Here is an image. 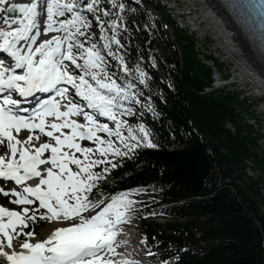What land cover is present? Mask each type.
Listing matches in <instances>:
<instances>
[{
  "label": "snow or ice",
  "instance_id": "snow-or-ice-1",
  "mask_svg": "<svg viewBox=\"0 0 264 264\" xmlns=\"http://www.w3.org/2000/svg\"><path fill=\"white\" fill-rule=\"evenodd\" d=\"M108 3L119 13L135 11L118 0ZM102 5L103 0H46L45 9V0H0L4 13L0 17V146L7 149L0 154V182L20 186L19 190L0 186V193L15 197L11 202L22 206L17 211L0 205V264H139L117 258L121 254L116 248L127 243L118 240L123 225L140 215L139 202L130 193L147 189L112 193L105 187L124 158L141 147L158 146L143 122L144 112L137 116L134 106L156 113L150 102L140 99L142 93L132 78L135 72L139 84L147 86V72L138 64L129 68L124 56L113 50V45L123 47L117 21L111 19L116 13ZM258 7L264 17V0ZM13 10L20 15L9 17ZM89 14L99 29L98 38ZM41 35L48 38L38 40ZM106 57L126 73L120 82ZM37 92L54 95L39 99L34 108L21 109L16 97H34ZM80 116L83 123L77 119ZM129 116L136 123L125 119ZM24 130L28 135L18 139ZM41 134L55 143L36 146ZM83 140L93 142L95 148L83 146ZM48 223L56 226L46 238H38L36 225L43 231Z\"/></svg>",
  "mask_w": 264,
  "mask_h": 264
},
{
  "label": "trees",
  "instance_id": "trees-1",
  "mask_svg": "<svg viewBox=\"0 0 264 264\" xmlns=\"http://www.w3.org/2000/svg\"><path fill=\"white\" fill-rule=\"evenodd\" d=\"M118 2L135 11L119 13L103 0L102 6L116 13L111 19L117 21V38L123 45H113V50L124 56L129 68L138 64L148 74L147 86L139 84L135 72L132 78L142 93L140 99L150 102L156 115L140 105L134 110L137 116L144 112L143 122L158 146L141 147L131 158H124L110 174L111 184L105 191L147 189L143 192L151 198L130 197L139 202L136 207L146 242L163 260L169 256L168 247L176 246L182 252L174 264H264V195L260 192L264 155L258 151L257 131L245 117L254 116L253 110L236 94H200L210 80V70L196 59L191 39L175 30L182 47L178 68L173 52L165 58L157 53L164 36L155 17L140 4ZM118 15L125 19L118 20ZM89 18L98 38L99 29L90 14ZM163 18L170 21L167 15ZM133 23L139 25L137 33L128 27ZM106 59L120 82L126 73L119 71L112 57ZM125 119L136 123L135 117ZM249 163L261 173L248 174ZM160 204L170 205L161 209ZM154 210L170 220L165 227L148 219ZM205 248L202 256L191 253Z\"/></svg>",
  "mask_w": 264,
  "mask_h": 264
},
{
  "label": "bare ground",
  "instance_id": "bare-ground-1",
  "mask_svg": "<svg viewBox=\"0 0 264 264\" xmlns=\"http://www.w3.org/2000/svg\"><path fill=\"white\" fill-rule=\"evenodd\" d=\"M203 1L201 12L197 18L206 22V25L220 38L223 47L235 59L238 71L236 77L243 83H251L257 92H264V68L258 60L255 51L242 37L241 30L233 23L231 17L216 0H189ZM1 16V15H0ZM44 238V236H42Z\"/></svg>",
  "mask_w": 264,
  "mask_h": 264
},
{
  "label": "rangeland",
  "instance_id": "rangeland-1",
  "mask_svg": "<svg viewBox=\"0 0 264 264\" xmlns=\"http://www.w3.org/2000/svg\"><path fill=\"white\" fill-rule=\"evenodd\" d=\"M182 1H184V0H182ZM185 4L186 5H189L190 7H193V4L189 0H185ZM199 9H200V7H198V10ZM153 11L156 12V10H153ZM198 21H201V20H198ZM200 28L203 29L204 32H205V30L208 31L207 34L209 33L210 36H208V39L209 40L206 41V44L209 46V50L211 52H213L215 56H219L221 59H224V57L229 56L227 52H226L227 53L226 55H224V56L221 55V53L224 52L223 47L220 44L219 39L216 38L217 36L205 24L204 21H203V23H202V25H201ZM164 33L166 35H168L169 38H170L171 34H173V32H172V30L170 28L168 30H166ZM211 36L212 37H215L214 41L210 40V38L212 39ZM218 47H220V50L218 49V51H215V50H217ZM167 52H172V49L168 46V44L166 42H162L159 45V47H158V53L160 54V56L166 57ZM230 60H233V59H230ZM232 64L235 65L234 62ZM254 92H255V89H253L251 87V85H250L249 86V90L244 95H248V94L254 95V94H257V92L256 93H254ZM250 101H254V103H256V105L254 107H252L253 109H256L258 111V112H256V114H260L261 113V115L258 116L257 120H254V121L253 120H249V121L254 125V128L257 129L258 132H259L258 139H257L258 151H259V153H261L262 155H264V98H254V97L252 98L251 97L250 98ZM226 126L230 127L228 124H226ZM81 158H82V156H81ZM252 167H253V164L252 163H249V167L247 168V172L250 175L257 176L259 173H261V171L259 169H257V168L252 169ZM263 181H264V174H263ZM260 192H261V194L264 195V187H261ZM132 195H134L135 197H138V198H145V197H147L146 195L137 194V193H132ZM8 205L12 206V203L10 202V203H8ZM20 210H21V208H19V211ZM150 220L156 221V222H160V223H163L164 222V219L161 218V217H159V216L150 217ZM137 224H139V223L137 222ZM54 226H56L54 223H48V224L44 225V230L43 231H40V228L37 229V237L38 238H42V236L45 235L46 233H48L50 231V229L53 228ZM140 227H142V226H140ZM25 230L27 231V228H25Z\"/></svg>",
  "mask_w": 264,
  "mask_h": 264
},
{
  "label": "water",
  "instance_id": "water-1",
  "mask_svg": "<svg viewBox=\"0 0 264 264\" xmlns=\"http://www.w3.org/2000/svg\"><path fill=\"white\" fill-rule=\"evenodd\" d=\"M13 2H14V1H13ZM25 3H26V2H25ZM7 15H8L9 17H15V16H19L20 13H19L18 11H16V10H13L12 12L7 13Z\"/></svg>",
  "mask_w": 264,
  "mask_h": 264
}]
</instances>
